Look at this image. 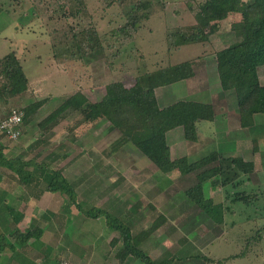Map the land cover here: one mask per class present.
<instances>
[{"label":"rangeland","instance_id":"1","mask_svg":"<svg viewBox=\"0 0 264 264\" xmlns=\"http://www.w3.org/2000/svg\"><path fill=\"white\" fill-rule=\"evenodd\" d=\"M115 1L22 0L18 3L0 0V57L15 53L29 80L27 93L9 102L0 98V123L12 109H25L45 101L31 122L24 126L19 139L13 141L0 136L6 156L50 161L52 153L61 156L68 152L69 163L58 161L53 167L65 176L81 180V194L85 186L84 173L98 172L105 177L107 187L131 191L139 185L145 201L152 200L149 193L156 197L155 203H162L165 198L172 205L171 209L159 204V211L149 212V220L152 224V218L157 220L162 213L167 215L172 224L166 226V231H170L168 236L179 228V235L172 236L171 251L179 248L187 252L188 257L181 264H264V213L255 206L227 202V189L211 187V181L218 174H211L205 182V197L216 204L210 212L211 219L185 196L186 189L196 183L195 175L182 178L172 173L171 177L163 178L166 175L154 167L161 176L156 174L155 190H149L145 196L148 188L143 184L152 182V178L142 177L148 162L140 160H145V156L132 144L112 157L107 155L120 133L109 131L105 120L84 125L81 115L74 113L55 128L39 131V121L75 92L93 95L92 100L100 101L109 84L123 82L132 87L137 78L146 73L204 56L194 64L195 75L191 79L171 86L175 95L170 102L181 99L215 102L219 116L214 123L200 125L197 144L186 141L182 127L173 131L169 143L177 146L173 148L172 159L188 156V161L193 163L213 151L242 155L246 161L254 162L257 170L247 189L264 187V120L258 117L256 133L238 126L237 98L234 92L222 90L215 60L218 52L237 41L231 25L239 18L231 16L206 41H202L207 37L203 36L198 42L182 43V35L189 36L194 24V14L185 5L192 2L195 9L202 0H149L153 2L148 9L150 18L137 23L136 30L129 28L126 11L128 5L135 8L144 0H130L124 4L127 6ZM91 35L95 38L92 43L88 42ZM204 50L209 54H203ZM259 74L264 85V66L259 68ZM2 81L4 78L0 77V83ZM184 86V90L178 91ZM196 88L199 90L190 91ZM172 90L158 91L160 105H163L161 98ZM225 206L230 208V213L224 212ZM175 236L178 239H174ZM176 258H172V263L179 262Z\"/></svg>","mask_w":264,"mask_h":264},{"label":"trees","instance_id":"2","mask_svg":"<svg viewBox=\"0 0 264 264\" xmlns=\"http://www.w3.org/2000/svg\"><path fill=\"white\" fill-rule=\"evenodd\" d=\"M14 1L19 3L22 0ZM117 1L121 6L130 3V0L115 2ZM152 3L144 0L135 8L128 5L126 13L129 28L136 30L137 23L150 18L151 12L148 9ZM185 7L194 14V21L192 20L194 24L189 36L182 35V43H195L203 36H207L202 40L206 41L210 36L215 35L221 23L229 20L231 16L239 18L231 25L237 41L218 52L215 60L222 90L234 92L237 98L241 128L258 127L257 118L260 116L264 120V85L261 84L259 77V68L264 66V0H202L195 9L192 2L186 3ZM1 10L0 7V12ZM94 40L91 35L88 42L92 43ZM203 54L209 53L204 50ZM170 56H173V52H170ZM202 57L146 73L137 78L132 87H128L123 82L109 84L102 99L96 103L90 102L82 92H75L63 100L61 105L46 118L39 121L38 129L40 132L49 131L74 113L81 115V124L105 120L109 124V131L120 133V138L112 143L107 155L113 156L126 145L132 144L165 175L178 173L182 178L195 175L196 183L186 189L185 196L202 211L205 217L210 218V212L216 208L213 200L205 197V182L213 173L218 174V177L211 181V187L216 190L227 189L226 192L229 194H225L227 202L255 206L264 213V187L247 189L252 175L257 171L254 162L246 161L242 155L226 154L221 151H213L193 163H190L186 157L172 159L167 133L182 127L185 139L196 142L199 124L214 122L218 111L213 104L191 100H181L161 108L155 90L193 77L194 64ZM0 77L4 78V82L0 83V98L5 99L6 102L29 91V80L15 53L0 57ZM44 104L45 101L42 100L25 109L15 108L25 114L21 125L22 131ZM4 146L0 141V168L16 174L19 181L27 188L66 194L69 198L67 211L72 205L79 206L75 186L60 169L53 167L61 156H51L48 162L36 158L29 160L26 156L9 158L4 153ZM254 153H256L255 149ZM223 210L225 213H230L228 206ZM80 211L84 213L83 210ZM85 214L91 218L105 216L108 226L121 234L124 248L119 254L120 262L123 263L128 256L134 255L144 264H162L153 261L147 254L137 249V244L134 243L136 238L132 236L131 229L108 212L95 210L93 214L91 212ZM165 220L160 216L139 238L148 237L156 232ZM41 234L42 232L39 233ZM33 235L30 231L23 240L28 241Z\"/></svg>","mask_w":264,"mask_h":264},{"label":"crops","instance_id":"3","mask_svg":"<svg viewBox=\"0 0 264 264\" xmlns=\"http://www.w3.org/2000/svg\"><path fill=\"white\" fill-rule=\"evenodd\" d=\"M260 82L262 84L261 77ZM179 83L180 82L165 87H159L155 90L158 104L161 108L168 107L183 100L170 102L175 95L174 87L171 86ZM166 88L173 90L172 92L166 93L165 98H161L163 100V105H160L158 91H164ZM184 89L185 86L179 87L178 91ZM196 90H199V88L190 89V91L193 92ZM170 94L173 96H170ZM84 95L91 102L96 103L99 101V99L92 100L93 95L91 97L85 93ZM214 103L213 105L215 106ZM218 116L219 114L217 118ZM217 118L215 121H217ZM259 120L260 119L257 118V122ZM85 124L91 125V123H84V125ZM201 124H199L198 130ZM238 126H240L239 119ZM256 129L258 128L255 127L254 129L246 130L250 131V133L251 131L252 133H256ZM175 130L167 133V142L171 149V156L173 155V148L177 145H171L169 139L171 133ZM198 140L195 144H197ZM179 144L182 145V142H179ZM4 153L7 154L5 151ZM68 155V152L61 155L58 161H61V163H69V158L66 159ZM51 156L57 155L52 153ZM144 159L145 160L141 159L140 161H147L148 165L146 164V171L142 172V177L143 179L145 177V180L152 178V182H145V184H143L148 188V190H146L147 192H145V194H147L145 196H148L149 190L151 192L155 190L156 180L154 177L156 174L160 177L161 174L154 170L156 166L152 164L147 157ZM173 174H167L162 177H171ZM65 177L75 186V193L79 204V206H70L68 211L66 207L69 204V198L66 194L48 191L41 192L37 188H27L19 181L16 174L0 168V248H2L0 252V264H58L63 258L70 260V262L74 264H144L142 260L134 255L128 256L123 263L120 262L119 254L124 248V239L117 230L108 226L105 216L99 218L86 216L85 212H91L93 214L95 210L108 212L110 215L120 220L125 226L129 227L132 236L136 238V240H134V243L137 244L136 248L147 254L153 261H158V263L162 264L171 262L172 264V258L177 257L176 259H179V262L174 260L173 263L181 264V261L187 259V252L183 250L179 251V248L175 252L171 251V246L173 245L172 236L174 234L177 236L179 235V228L176 227L177 230L175 233L168 236L170 231H166V226L171 224V219L163 213L162 216L166 220L163 221L159 229L148 237L139 238V236H143L156 221L152 218L151 222L153 223H150L149 212L154 209L159 211V204L171 209L172 205L169 201H166L165 198L161 200L162 203H155L156 197H153L152 193H149L148 197H151L153 201H145L144 198H141L144 195H141L139 185L135 186L131 191L124 188H113L116 186L112 188L107 187V184H105V177L98 172L84 173L85 186L81 189L83 190L81 194L79 193L81 180L77 181L76 176L73 179L69 175ZM179 177L181 176L179 175ZM132 178H134V176ZM144 188L143 186V189ZM214 205L216 206V204ZM80 209L83 210L84 213H82ZM159 217L160 216H158L157 219ZM210 218L212 219L211 216ZM30 231L34 234L33 237L28 241H24L23 237L28 235ZM40 232H42L41 235H39ZM66 237L67 240L65 239ZM176 238L178 239V237L175 236L174 239ZM174 253H176V255H173Z\"/></svg>","mask_w":264,"mask_h":264},{"label":"built area","instance_id":"4","mask_svg":"<svg viewBox=\"0 0 264 264\" xmlns=\"http://www.w3.org/2000/svg\"><path fill=\"white\" fill-rule=\"evenodd\" d=\"M25 114L23 111L13 109L10 114L0 123V135L6 136L9 140H17L21 136V125ZM58 264H74L68 260H61Z\"/></svg>","mask_w":264,"mask_h":264}]
</instances>
